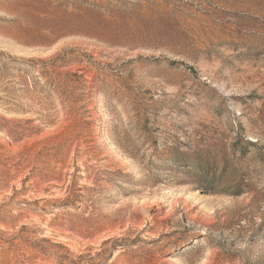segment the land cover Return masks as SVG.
<instances>
[{
  "label": "rangeland",
  "instance_id": "rangeland-1",
  "mask_svg": "<svg viewBox=\"0 0 264 264\" xmlns=\"http://www.w3.org/2000/svg\"><path fill=\"white\" fill-rule=\"evenodd\" d=\"M0 264H264V0H0Z\"/></svg>",
  "mask_w": 264,
  "mask_h": 264
}]
</instances>
